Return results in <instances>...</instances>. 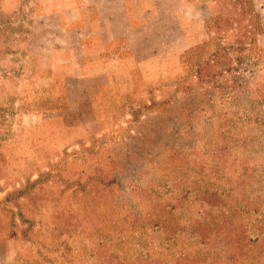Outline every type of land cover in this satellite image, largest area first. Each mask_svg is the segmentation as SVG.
I'll return each mask as SVG.
<instances>
[{
  "label": "rangeland",
  "instance_id": "obj_1",
  "mask_svg": "<svg viewBox=\"0 0 264 264\" xmlns=\"http://www.w3.org/2000/svg\"><path fill=\"white\" fill-rule=\"evenodd\" d=\"M29 1L0 0V264H264V0L230 71L229 0H133L107 43Z\"/></svg>",
  "mask_w": 264,
  "mask_h": 264
},
{
  "label": "crops",
  "instance_id": "obj_2",
  "mask_svg": "<svg viewBox=\"0 0 264 264\" xmlns=\"http://www.w3.org/2000/svg\"><path fill=\"white\" fill-rule=\"evenodd\" d=\"M9 3L15 4L16 0H8ZM133 0H30L29 3L43 6H58L59 8H46L36 11L35 16L38 21L42 20L43 26L46 28V22L49 20L58 21V29L60 31H69L70 25L65 24L68 21V15H76L79 22L88 20L100 24L99 28H95L93 24L87 25L77 23L75 27L82 31L94 30V34L106 38V43L110 42L109 26L113 21H121L128 13V6ZM43 28V29H44ZM92 28V29H91ZM116 34H114L115 36ZM124 30L114 38L122 37ZM81 41V40H80Z\"/></svg>",
  "mask_w": 264,
  "mask_h": 264
},
{
  "label": "trees",
  "instance_id": "obj_3",
  "mask_svg": "<svg viewBox=\"0 0 264 264\" xmlns=\"http://www.w3.org/2000/svg\"><path fill=\"white\" fill-rule=\"evenodd\" d=\"M229 1L230 10L228 12L217 14L209 20L211 28H213V33L215 34L214 39L220 40L223 35L227 33L232 36V38L234 37V40L230 39L224 44L219 42L215 43L216 50L212 54L215 63L219 65L223 61V52H227L225 64H228V71L233 68L231 64L232 58L228 56L229 52H251L254 46V36L262 31L261 18L256 12L255 6L251 0ZM235 59L239 61V57L236 56ZM216 233L218 234L219 231H216ZM226 256L230 260H235L236 257L231 251L228 252Z\"/></svg>",
  "mask_w": 264,
  "mask_h": 264
}]
</instances>
